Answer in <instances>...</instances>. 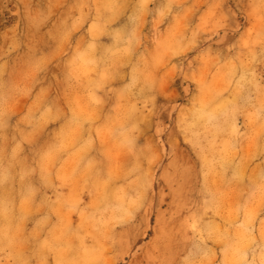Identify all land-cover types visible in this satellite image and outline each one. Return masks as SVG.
Wrapping results in <instances>:
<instances>
[{
  "label": "rangeland",
  "instance_id": "obj_1",
  "mask_svg": "<svg viewBox=\"0 0 264 264\" xmlns=\"http://www.w3.org/2000/svg\"><path fill=\"white\" fill-rule=\"evenodd\" d=\"M0 264H264V0H0Z\"/></svg>",
  "mask_w": 264,
  "mask_h": 264
}]
</instances>
